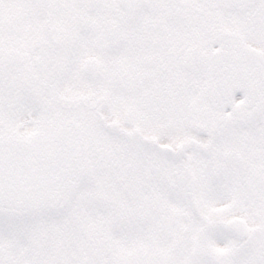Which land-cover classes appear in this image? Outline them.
Returning <instances> with one entry per match:
<instances>
[{
    "label": "snow or ice",
    "instance_id": "obj_1",
    "mask_svg": "<svg viewBox=\"0 0 264 264\" xmlns=\"http://www.w3.org/2000/svg\"><path fill=\"white\" fill-rule=\"evenodd\" d=\"M0 264H264V0H0Z\"/></svg>",
    "mask_w": 264,
    "mask_h": 264
}]
</instances>
